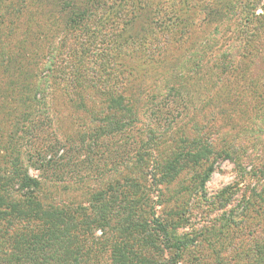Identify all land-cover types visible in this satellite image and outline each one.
Returning <instances> with one entry per match:
<instances>
[{
	"label": "rangeland",
	"instance_id": "obj_1",
	"mask_svg": "<svg viewBox=\"0 0 264 264\" xmlns=\"http://www.w3.org/2000/svg\"><path fill=\"white\" fill-rule=\"evenodd\" d=\"M82 1L86 2L0 0V88L8 82L4 76L8 55L15 54L17 47L24 43L30 54L38 57L34 90L39 93V103L24 124L20 121L21 114H9L0 106V174L9 175L12 170L10 164H5L3 149L14 140L22 158L21 167L31 178L42 183L44 196L48 195L44 197L45 202L87 204V192L97 189L103 180H87L89 172H83V167L76 165L80 161L88 166L91 159L96 160L97 171L108 170L111 175L118 177L112 172L119 173L117 168H110L112 159L106 157V152L112 145L115 148L119 146V149L121 146L119 157L112 154L110 157L115 163L123 157L127 160L136 151L131 144L134 141L139 144L142 124L136 125L134 130H127L125 135L115 140H105L107 150L103 159L100 154L96 156L94 153L79 155V159L76 156L71 158L69 154L63 153L62 145L68 141L75 127L82 124L85 114L74 112L62 102H57L59 105H54L56 108H50L53 102L50 87L59 83L61 87L66 86V82L62 83L64 76L75 70L79 80L76 84L83 90L90 80L98 81L100 86L108 87L111 91H114L112 88L120 90L125 81L121 76L130 65L135 63L136 66L143 64V68L147 67L150 59L165 53L164 63L147 69L150 73L147 86L150 89L144 94L150 96H139L143 104L140 120L148 126L158 116L166 119H162L161 129L166 136L181 131L207 140L201 142L191 138V149L201 144L210 145L208 140L212 137V144L217 150L232 146L237 148L236 157H239L240 162L227 159L215 162V170L204 192L207 200L216 201L221 192L229 187H234V190L239 187L240 191L236 192L229 206L219 209L218 203L217 206H209L201 195L197 199L196 196H188L191 183L187 187L186 181L193 178L194 170L199 168L201 173L204 169L193 165L192 170H188L190 172L180 177L188 179L184 185H180L182 182L177 180L169 187L162 188L166 194L164 197L172 198L173 193L184 191L186 201H196L192 215L197 216L196 229L201 230L203 226L211 225L210 221L220 219L225 212L235 208L243 194L251 195V191L257 188L261 191L264 188V98L255 100L247 90L246 95L242 91L249 83H257L264 91V31L253 24L243 25V21L252 10L264 16V0H194L191 5L196 3L204 7L199 8L195 22L188 28L183 26V14L173 9V4L182 6L183 0H101L102 8H107L105 16L97 15L93 22L88 23V27L75 28L68 22L66 15L73 5L77 6ZM208 5H212V9ZM82 22L84 25L85 21ZM92 30L97 34L93 35ZM176 38L179 41L172 42ZM104 49L107 53L104 57L95 56ZM34 50H37L35 54L32 53ZM81 55L86 57L83 61L79 60ZM95 60H99L97 63L100 67L92 73L90 68ZM230 75L237 76V82ZM79 91L71 93L75 96ZM94 95V101H100L101 96ZM222 98L226 100L222 101ZM206 129L212 134H204ZM164 147L172 149L169 142ZM49 161L52 164L58 161L63 176H60V172L46 168ZM129 163L126 161L123 167L119 166V171L122 173ZM109 172L106 180H109ZM73 173H81L77 181L86 187L74 191ZM153 199L161 200L157 197ZM160 208L158 215L165 210ZM245 230L243 227L240 234L234 235V246L240 241L245 243L246 248L252 246L251 232ZM199 250L201 258L206 255L202 264H247L243 260L234 262L237 253L235 247L223 250L219 245L211 248L204 244ZM212 250L217 255L211 253ZM192 260L195 263L193 257ZM98 263L111 264L108 253L103 254L102 258L98 257ZM180 264L185 263L181 261Z\"/></svg>",
	"mask_w": 264,
	"mask_h": 264
},
{
	"label": "trees",
	"instance_id": "obj_2",
	"mask_svg": "<svg viewBox=\"0 0 264 264\" xmlns=\"http://www.w3.org/2000/svg\"><path fill=\"white\" fill-rule=\"evenodd\" d=\"M193 1L183 0L182 6L173 4L175 12L179 11L184 16V28L195 22L199 8L204 7L196 3L191 5ZM208 6L212 9V5ZM103 8L101 0H86L77 6L73 5L66 16L73 27L82 28L93 22L97 15L105 16L107 8L105 7L104 13ZM252 24L264 31V16L250 11L243 25ZM95 27L97 29L98 25ZM92 34L97 33L92 30ZM178 41L176 38L172 42ZM16 50L15 54L8 55L4 64V76L8 82L0 88V106L9 114H21L20 121L24 124L39 103V93L34 90L38 57L30 54L24 43ZM34 51L32 53L35 54L37 50ZM106 54L104 49L95 56L104 57ZM85 58L81 55L79 60L83 61ZM165 58V53H161L159 57L150 59L147 67L143 68V64L136 66L135 63L130 65L121 76L122 80L125 79L122 88L120 87L124 93L114 88V91L108 87L103 88L98 81L92 80L87 82L83 90L76 84L79 80L75 70L64 76L62 83L66 82V86L61 87L59 83L50 87L53 93L50 108H56L59 105L57 102H62L74 112L85 114L82 124L79 123L75 127L73 133L68 136V141L62 145L63 153L69 154L71 158L76 156V159L80 158L79 155L89 156L94 153L96 156L100 154L103 159L107 143L105 140H115L125 135L127 130H134L136 125L142 124L139 144L134 141L131 146L136 150L135 153L129 155L127 160L124 157L120 158L121 161L118 159L117 163L113 162L110 154L118 156L122 147L119 149L118 145V148L112 145L106 149V157L112 159L110 168H117L120 174L112 172L118 177L111 175L108 170L97 171L96 160L91 159L88 166L79 161L76 166L83 167V172L90 174L87 180L92 178L103 181L97 189L87 192V204L73 205L45 202L44 197L48 195L44 196L42 183L31 178L28 172L23 170L17 145L11 140L3 149V156L5 164H10L12 170L9 175L0 174V264H100L98 257L102 258L105 253H108L111 264H180L181 261L185 264H202L206 255L203 254L204 257L201 258L199 249L204 244L211 248L219 245L223 250L235 247L237 253L234 255V262L240 263V260H243L247 264H264V188L261 191L258 188L251 191L248 196L243 194L235 208L225 212L220 219L210 221L211 225L203 226L201 230L196 229L197 216L192 215L196 201H186L183 197L184 191L173 193L172 198L164 197L166 194L162 188L169 187L177 180L182 182L180 185H184L188 179L180 177L185 172H190L188 170H192L193 165L204 169L201 173L199 168L194 170L191 176L193 180L190 178L186 181L187 187L191 183L188 196H196L197 199L201 195L209 206L214 207L218 203L219 209L229 206L236 192L240 191L239 187L235 190L234 187H229L221 192L216 201L207 200L204 192L215 170V162L219 159L240 162L239 157H236L237 148L232 146L217 150L212 144V137L208 140L210 145L201 144L191 149V138L201 142L207 140L203 141L201 137L190 136L181 131L166 136V133L161 131L162 119H166L158 116L154 123L148 126L140 120L143 104L139 96H150L144 94L150 89L147 86L150 74L147 69L164 63ZM95 61L90 68L92 73L100 67L97 63L99 60ZM230 77L237 82V76ZM14 79L17 81H12ZM246 86L242 91L244 95L247 90L255 100L264 98V91L257 83H249ZM102 88L103 92L100 91ZM77 91L78 95L73 96L71 92ZM235 93L237 94V91ZM94 94L101 96L100 101H94ZM243 94L239 95L244 96ZM225 100L222 98V101ZM209 131L206 129L204 134H212ZM166 142L171 143L172 149L164 147ZM126 161H130L129 166L121 173L119 166L123 167ZM46 165V168L53 172H60L58 161L54 164L49 161ZM108 172L109 180H106ZM59 174L63 176L62 171ZM73 175L76 182L74 191L86 187L77 181L81 173ZM244 175L246 176L245 172ZM154 197L161 200L156 201ZM171 203L173 208L170 209ZM158 208L165 209L161 215H158ZM243 227L245 231L251 232L249 236L253 244L250 248H246L242 241L236 246L232 244L234 235L240 234ZM214 252L212 250L211 253Z\"/></svg>",
	"mask_w": 264,
	"mask_h": 264
}]
</instances>
